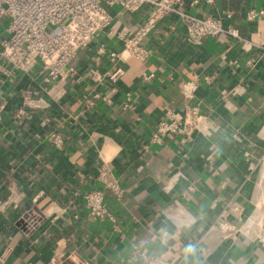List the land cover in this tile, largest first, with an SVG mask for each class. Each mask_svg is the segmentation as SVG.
<instances>
[{
    "label": "crops",
    "instance_id": "0c3cea01",
    "mask_svg": "<svg viewBox=\"0 0 264 264\" xmlns=\"http://www.w3.org/2000/svg\"><path fill=\"white\" fill-rule=\"evenodd\" d=\"M188 9L240 37L196 43L175 17L166 18L145 40L150 57L127 63L111 103L89 108L84 96L107 92L93 86L89 71L109 69L98 47L119 48L115 39L81 50L73 60L78 73L59 82L38 65L24 72L0 59V264H144L133 256L135 244L169 261L185 255L190 264H264L263 213L255 212L250 235L232 217L234 230H210L228 200L244 206L243 220L255 210L259 175L250 174L245 154L256 159L264 150V16L247 14L264 10V0H197ZM145 12L120 21L135 25ZM144 73L154 77L145 81ZM193 77L210 129L151 142L158 120L185 104L183 83ZM128 98L134 107L124 108ZM20 107L27 112L21 118ZM52 132L63 136V148ZM102 160L125 189L121 200L105 198L116 222L92 220L82 196L103 187ZM29 211L35 225L23 220ZM190 245L194 251L186 252Z\"/></svg>",
    "mask_w": 264,
    "mask_h": 264
},
{
    "label": "built area",
    "instance_id": "2783aa9c",
    "mask_svg": "<svg viewBox=\"0 0 264 264\" xmlns=\"http://www.w3.org/2000/svg\"><path fill=\"white\" fill-rule=\"evenodd\" d=\"M196 3L197 0L188 4L185 0H0V59L24 72H29L38 65L40 72L48 80L59 82L78 73L73 60L81 50L103 37L115 39L119 48L108 49L103 43L98 47V53L107 57L109 69L89 71L93 86L105 85L108 87L107 92L103 94L92 91V95L84 96V104L89 108L100 99L111 103V97L126 73L127 63L132 59L145 62L150 57L152 50L145 45V40L166 18L175 17L183 25L188 39L196 43L204 37L221 34L240 37L237 29L225 26L222 20L192 13L188 6ZM143 8H146V12L140 23L128 26L120 21L124 13H136ZM226 16L230 18L231 12ZM247 16L249 19L261 18L264 10L250 9ZM172 28H176V25L173 24ZM153 77V74L142 75L145 81ZM197 90L198 82L195 77L183 83L185 104L181 108L169 109L166 118L158 120L150 135L151 142L160 144L165 136H191L195 132L210 129L200 105L195 101ZM130 107H134V104L128 98L124 102V108ZM2 112L3 106L0 104V120ZM26 114L25 107H20L16 116L21 118ZM50 137L57 148H63L65 142L61 134L52 132ZM245 155L250 174L259 175L255 182L257 200L251 214L253 219L255 212L264 214V150L256 159L250 152ZM97 178L103 187L82 195L89 216L92 220L108 219L116 222V217L105 204V198L109 193L121 200L125 189L114 174L110 161L102 160L98 166ZM244 212V206L240 202L228 200L210 230H234L236 224L229 219L232 217L241 223L239 230L250 235L255 219L243 220ZM23 220L29 225L36 224L32 211L27 212ZM259 238L264 244V229ZM166 239L164 238L165 241ZM134 255H139L144 264H190L185 255L169 261L164 254H149L139 244L133 247Z\"/></svg>",
    "mask_w": 264,
    "mask_h": 264
},
{
    "label": "clouds",
    "instance_id": "9594fccd",
    "mask_svg": "<svg viewBox=\"0 0 264 264\" xmlns=\"http://www.w3.org/2000/svg\"><path fill=\"white\" fill-rule=\"evenodd\" d=\"M191 251H194V249H193V247L190 245V246L188 247V249H186V252H191Z\"/></svg>",
    "mask_w": 264,
    "mask_h": 264
}]
</instances>
